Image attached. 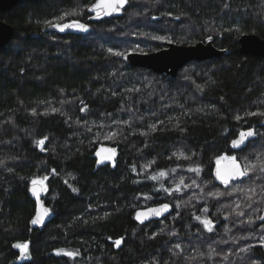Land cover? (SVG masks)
<instances>
[{
	"label": "trees",
	"instance_id": "1",
	"mask_svg": "<svg viewBox=\"0 0 264 264\" xmlns=\"http://www.w3.org/2000/svg\"><path fill=\"white\" fill-rule=\"evenodd\" d=\"M93 1L0 11L13 27L0 47V264H264V56L238 49L242 33L264 37V0H128L98 21ZM74 21L87 30L52 26ZM206 37L230 52L173 77L116 54ZM100 144L116 147L113 164H96ZM226 154L245 175L221 183ZM38 179L51 217L30 228ZM163 201L166 216L134 219Z\"/></svg>",
	"mask_w": 264,
	"mask_h": 264
},
{
	"label": "water",
	"instance_id": "2",
	"mask_svg": "<svg viewBox=\"0 0 264 264\" xmlns=\"http://www.w3.org/2000/svg\"><path fill=\"white\" fill-rule=\"evenodd\" d=\"M19 0H0V11L13 7ZM101 7L93 10V6L98 3L94 0L91 4L93 13L90 15L89 20H102L113 15V11L108 5L111 0H99ZM128 0L119 9H123ZM83 24L80 21L70 22L68 24ZM66 30L72 33H81L76 27H67ZM13 32V27L10 23L0 19V47L7 42ZM239 51L244 54H251L255 56H264V37L256 33H242L238 37ZM230 50L226 48L216 47L213 43L212 37H206L204 40H198L193 43H177L166 42L165 45L153 51H128L118 55L126 64L138 67H144L158 73H166L170 77L177 74L178 70L190 60H200L209 57H220L229 53ZM251 130L252 136L247 137L244 141L250 140L255 137L254 127L246 129L244 132ZM118 151L116 147L109 144H100L94 151V157L97 165L113 164L116 160ZM214 175L221 183H228L231 180L241 179L244 175H238L239 172H244L242 164L234 157H227L219 161L214 167ZM219 174V175H218ZM227 181V182H225ZM35 190V194L33 192ZM28 193L34 200L35 209L30 220V228H42L44 224L50 219L51 213L43 200V184L33 181L28 185ZM163 205H168L167 210L162 208ZM45 209L47 213L45 214ZM172 210V206L168 202H159L156 204L139 207L134 212V219L138 223H146L150 220L160 219ZM159 213V214H157ZM140 216L138 219L137 216ZM40 218V222L33 224L34 219Z\"/></svg>",
	"mask_w": 264,
	"mask_h": 264
},
{
	"label": "snow or ice",
	"instance_id": "3",
	"mask_svg": "<svg viewBox=\"0 0 264 264\" xmlns=\"http://www.w3.org/2000/svg\"><path fill=\"white\" fill-rule=\"evenodd\" d=\"M124 3H125V0H111V3L108 5L113 11H117L118 9H119V7H122L123 5H124ZM99 7H101V3L99 2V0H98V3L96 4V5H94L93 6V10H95L96 8H99ZM61 19H62V17H61ZM46 23H49V22H46ZM52 26H54V27H58L61 31H63L65 28H67V27H76V28H78V29H80V30H83V31H86L87 29H86V27L83 25V24H78V23H76V24H65V25H52ZM158 39H159V37H157ZM109 51H112L111 49H109ZM117 55H120V53H116ZM82 111H83V109H81ZM262 115H264V114H262ZM253 135V132L251 131V130H248L247 132H241L240 133V136H239V138L238 139H236V140H234L232 143H233V146H239L240 144H242L243 142H244V140L247 138V137H249V136H252ZM40 143L42 144L43 143V141H40ZM160 175H164V173L163 172H161L160 173ZM219 175V174H218ZM238 175H245V172H239L238 173ZM153 179H154V177H153ZM225 182H227V181H225ZM36 183V181H33V184H35ZM73 191H76V189H73ZM33 192H34V194H35V190L33 189ZM217 195H219V193H217ZM167 207H168V205H163L162 206V208L164 209V210H167ZM47 213V210L45 209V214ZM157 214H159V213H157ZM242 214V213H241ZM137 218L139 219L140 218V216L138 215L137 216ZM197 219H200L199 217H197ZM38 222H40V218L38 217L37 219H34L33 221H32V223L33 224H36V223H38ZM202 223L205 225V227L209 230V231H211V221H209V220H203L202 221ZM116 244L117 245H119L120 244V241L119 240H117L116 241ZM15 247H18V248H21V249H24L25 247H26V245H20V244H18V245H15ZM177 247H179V245H177ZM66 255H73V253H65Z\"/></svg>",
	"mask_w": 264,
	"mask_h": 264
},
{
	"label": "rangeland",
	"instance_id": "4",
	"mask_svg": "<svg viewBox=\"0 0 264 264\" xmlns=\"http://www.w3.org/2000/svg\"><path fill=\"white\" fill-rule=\"evenodd\" d=\"M120 9H118L116 12H118ZM227 157H234L233 155H224V157L221 159V160H223V159H225V158H227ZM220 160V161H221ZM245 165H246V163H244ZM247 166L250 168V169H252L253 168V164H247ZM36 181H42V180H40V179H38V180H36ZM232 190H234V189H240L239 187H235V188H231ZM244 189V192H248V188L247 187H245V188H243ZM238 193H239V190H238ZM225 196L227 195V194H224ZM203 213H208V211L207 210H203L202 211ZM262 216L264 217V210H263V212H262ZM206 220H209V217L207 218L206 217ZM18 244H20V245H26V247L24 248V249H21V248H18V247H16L17 249H18V251H19V256H18V258H17V260H24V259H27L28 257H29V254H28V247H27V242H17V243H15L14 244V246L15 245H18ZM56 253H62V254H65V253H72V250H69V249H66V248H63V249H58V250H56L55 251ZM70 256V255H69ZM71 256H73V255H71ZM82 264H85V263H82Z\"/></svg>",
	"mask_w": 264,
	"mask_h": 264
},
{
	"label": "bare ground",
	"instance_id": "5",
	"mask_svg": "<svg viewBox=\"0 0 264 264\" xmlns=\"http://www.w3.org/2000/svg\"><path fill=\"white\" fill-rule=\"evenodd\" d=\"M239 43V42H238ZM238 49H239V45H238ZM135 212V211H134ZM133 216H134V214H133ZM32 218V217H31ZM31 220V219H30ZM30 224V223H29Z\"/></svg>",
	"mask_w": 264,
	"mask_h": 264
}]
</instances>
